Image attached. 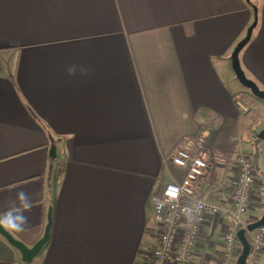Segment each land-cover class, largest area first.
<instances>
[{
    "label": "crops",
    "instance_id": "obj_1",
    "mask_svg": "<svg viewBox=\"0 0 264 264\" xmlns=\"http://www.w3.org/2000/svg\"><path fill=\"white\" fill-rule=\"evenodd\" d=\"M254 7L239 58L264 90V0H0V212L29 194L27 227L8 230L28 246L52 219L31 264H150L154 198L183 179L171 155L184 138L203 136L199 193L221 205L192 264L220 260L242 152L258 153V184L236 236L262 218L264 103L242 91L231 61ZM23 263L0 234V264Z\"/></svg>",
    "mask_w": 264,
    "mask_h": 264
},
{
    "label": "built area",
    "instance_id": "obj_2",
    "mask_svg": "<svg viewBox=\"0 0 264 264\" xmlns=\"http://www.w3.org/2000/svg\"><path fill=\"white\" fill-rule=\"evenodd\" d=\"M238 105L244 112L248 111L242 103ZM256 125H261V122ZM203 143V136L184 138L171 155V161L184 169L185 175L179 183L167 184L154 198L156 219L161 230L159 245L153 251L150 264H192L193 249L198 245L204 225L209 218L219 216L221 205L205 200L199 193L208 170ZM235 166L236 174L230 182L232 222L224 233V250L218 264H235L236 231L251 208L258 184L256 162L250 154L239 153ZM253 241L247 264H256L257 255L264 249V226L255 231Z\"/></svg>",
    "mask_w": 264,
    "mask_h": 264
},
{
    "label": "water",
    "instance_id": "obj_3",
    "mask_svg": "<svg viewBox=\"0 0 264 264\" xmlns=\"http://www.w3.org/2000/svg\"><path fill=\"white\" fill-rule=\"evenodd\" d=\"M254 12H255L254 22L248 28L245 38L242 39L235 47L231 55V61H232L233 70L241 85L249 89L252 92V94L257 98L264 100V90L260 89L259 86L254 81H252L246 76L245 72L241 67L240 58H239L240 52L250 41L253 30L258 23V11L256 7H254ZM258 137L259 139L264 141V129H262L259 132ZM49 155L52 159L56 158V145L54 143L50 148ZM51 225H52L51 212H49L48 224L45 228L44 234L32 246H28L22 240L17 239L16 237H14V235H12V233H10L7 229L3 227H0V234L4 237V239H6V241H8L13 247H15L21 253L22 261L24 263L31 264L34 261V259L38 256V254L42 251L44 245L49 240ZM263 226H264V215L260 220L249 224L246 228H242L237 232V237L242 244V253L237 258L235 264H247V259L251 251V245L250 242L248 241L246 233L253 232L256 229Z\"/></svg>",
    "mask_w": 264,
    "mask_h": 264
},
{
    "label": "clouds",
    "instance_id": "obj_4",
    "mask_svg": "<svg viewBox=\"0 0 264 264\" xmlns=\"http://www.w3.org/2000/svg\"><path fill=\"white\" fill-rule=\"evenodd\" d=\"M32 198L25 191H18L15 197L8 200L6 211L0 212V227L14 232H22L29 220L25 210L31 209Z\"/></svg>",
    "mask_w": 264,
    "mask_h": 264
},
{
    "label": "rangeland",
    "instance_id": "obj_5",
    "mask_svg": "<svg viewBox=\"0 0 264 264\" xmlns=\"http://www.w3.org/2000/svg\"><path fill=\"white\" fill-rule=\"evenodd\" d=\"M236 81H237L238 85H240L242 91H244V92H246V93H249V95H251V98L254 97L255 99H258L257 97H255V96H253V95L251 94L252 92H251L249 89H247V88H245L244 86H242L241 83H240L238 80H236ZM260 101H262V103H264V100H261V99H260ZM257 129H258V131H259V130L261 129V125H258V126H257Z\"/></svg>",
    "mask_w": 264,
    "mask_h": 264
},
{
    "label": "trees",
    "instance_id": "obj_6",
    "mask_svg": "<svg viewBox=\"0 0 264 264\" xmlns=\"http://www.w3.org/2000/svg\"><path fill=\"white\" fill-rule=\"evenodd\" d=\"M256 142H257V143H261L262 141H261L259 138H257V139H256ZM251 156L254 158V160H255V162H256V164H257L258 153L254 152V153L251 154ZM52 162H53V160H52ZM239 229H240V228H239ZM239 229H238V230H239ZM238 255H239V254H238ZM23 264H28V263H23Z\"/></svg>",
    "mask_w": 264,
    "mask_h": 264
}]
</instances>
